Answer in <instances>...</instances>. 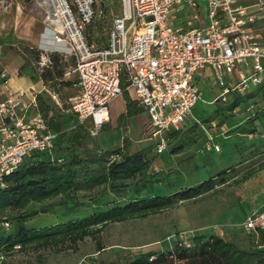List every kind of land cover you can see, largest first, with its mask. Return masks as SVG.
Masks as SVG:
<instances>
[{
  "label": "rangeland",
  "instance_id": "obj_1",
  "mask_svg": "<svg viewBox=\"0 0 264 264\" xmlns=\"http://www.w3.org/2000/svg\"><path fill=\"white\" fill-rule=\"evenodd\" d=\"M104 1L108 7L101 22L106 30L122 4L121 0ZM51 6L43 0H0V68L13 77L18 74L20 84L36 92L46 87L39 78L41 68L36 58L25 54V48L40 50L38 42ZM197 84L202 97L193 109V120L162 155L155 151L156 140L147 113L128 116L126 97L112 102L109 121L97 130L93 123L86 128L78 126V121L65 113L66 97L74 93L72 90H59L54 84L46 89L44 96L62 123L60 146L55 152L58 157L68 160L73 149L82 156H99L101 152V157H108L121 149L130 154L142 153L150 162L149 170L145 178L120 187L119 194L104 185L74 197L60 196L32 204L21 212L0 214V221L8 220L11 228L21 214L38 212L27 225L42 230L92 215L98 201L103 207L124 205L137 198L133 188L140 183H146L159 196L206 182H212V190L176 202L173 208L148 218L111 224L98 242L87 238L76 251L30 247L20 251L18 247L5 253L0 248V264H124L148 252H168L178 243L192 244L201 235L221 236L241 249L264 251L257 235L246 229L248 218L264 211V169L241 182L244 175L264 164V86L251 84L240 97L230 95L222 101L217 100L222 89L213 86L212 79H201ZM131 98H136L133 92ZM77 132L82 140L74 144ZM211 139L220 145L219 153L206 150ZM91 170L99 173L103 168L93 166ZM99 244L104 248L101 252Z\"/></svg>",
  "mask_w": 264,
  "mask_h": 264
},
{
  "label": "built area",
  "instance_id": "obj_2",
  "mask_svg": "<svg viewBox=\"0 0 264 264\" xmlns=\"http://www.w3.org/2000/svg\"><path fill=\"white\" fill-rule=\"evenodd\" d=\"M43 1L52 6L39 39L40 68L51 64L52 54L69 64L65 77L76 81L77 90L69 111L79 125L101 129L112 102L133 92L162 154L170 134L193 120L202 97L199 80L212 79L222 101L251 84L264 86V0H205L207 25L199 24L198 0H121L120 13L104 32L96 27L106 1ZM185 5L192 19L175 26L172 15ZM13 79L0 68V187L34 153H51L58 138L39 112L37 97L45 88L15 90ZM206 150L219 153L221 147L211 139ZM263 228L264 211L248 218L249 232Z\"/></svg>",
  "mask_w": 264,
  "mask_h": 264
},
{
  "label": "trees",
  "instance_id": "obj_3",
  "mask_svg": "<svg viewBox=\"0 0 264 264\" xmlns=\"http://www.w3.org/2000/svg\"><path fill=\"white\" fill-rule=\"evenodd\" d=\"M96 29L103 32L102 22L97 24ZM25 54L34 55L36 63L40 66L43 56L41 50L25 48ZM50 60L51 64L48 67L41 68L39 78L46 87L45 90L54 84L59 90L70 89L74 92L66 97V110H64L65 113L74 117L69 111L68 102L77 90L76 81L65 77L69 64L59 54L50 55ZM44 91L37 97L39 112L47 122L49 130L58 134V138L55 140L51 153H34L19 170L5 179L4 187H0V214L7 211L21 212L32 204H42L60 196L74 197L72 195L104 185L109 186L115 194H119L120 187L127 182L146 177L150 162L142 153L130 154L118 149L108 157H101V154L82 156L73 149L68 160L58 157L55 152L57 153L60 146L62 123L54 115V107L45 98ZM124 97H126L128 116L146 113V110L128 93ZM78 126L86 128L79 123ZM255 131L256 129L253 133ZM181 133L170 134L172 139L170 145ZM81 138L80 132H77L72 142L76 144L82 140ZM155 151L159 154L156 144ZM93 166L102 167L103 171L96 173L91 170ZM263 169L264 164L251 170L242 177L241 182L248 181ZM210 190H212V182H206L173 195L159 196L154 194L146 183H140L133 188L137 198L124 205L103 207L101 201H98L97 211L92 215L81 219H71L42 230L29 228L27 225L28 221L39 215L38 212L21 214L12 228L8 220L0 221V248L5 253H11L18 247L20 251L29 247L36 250L76 251L79 244L87 238L98 242L104 230L111 224L148 218L173 208L176 202L197 198ZM143 192H146L145 196ZM43 213L45 214L46 211ZM4 223H8L9 228H6ZM255 235L260 240V246H264V228ZM103 249L99 244L98 252ZM124 264H264V251L241 249L236 243L221 236L201 235L196 236L192 244L178 243L168 252H148L128 259Z\"/></svg>",
  "mask_w": 264,
  "mask_h": 264
},
{
  "label": "crops",
  "instance_id": "obj_4",
  "mask_svg": "<svg viewBox=\"0 0 264 264\" xmlns=\"http://www.w3.org/2000/svg\"><path fill=\"white\" fill-rule=\"evenodd\" d=\"M198 10L201 14V20H200L199 24L207 25L209 20L207 17V4H206L205 0H198ZM192 15H193V11L185 5L181 8L180 12H174L173 13V15H172L173 24L175 26L185 27L187 25L188 21H190L192 19ZM20 81H21L20 78L17 79L15 76L14 79L12 80L11 86L15 90L33 88L31 86H25V87L22 86L20 84Z\"/></svg>",
  "mask_w": 264,
  "mask_h": 264
}]
</instances>
